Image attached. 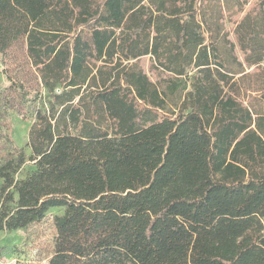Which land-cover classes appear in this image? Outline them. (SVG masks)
Returning <instances> with one entry per match:
<instances>
[{"label":"trees","instance_id":"16d2710c","mask_svg":"<svg viewBox=\"0 0 264 264\" xmlns=\"http://www.w3.org/2000/svg\"><path fill=\"white\" fill-rule=\"evenodd\" d=\"M0 54L10 142L37 103L0 231L60 208L48 264H264V0H0Z\"/></svg>","mask_w":264,"mask_h":264},{"label":"rangeland","instance_id":"374dc122","mask_svg":"<svg viewBox=\"0 0 264 264\" xmlns=\"http://www.w3.org/2000/svg\"><path fill=\"white\" fill-rule=\"evenodd\" d=\"M253 1L250 0V3ZM142 63L147 69L148 59H144ZM4 69V57L0 54V91L10 84ZM35 95V91L30 94L25 109L9 111L7 122L10 124L11 142L7 137L8 130L0 126V155L7 154L15 147H23L28 154L30 153L27 142L29 127L37 105L33 101ZM32 168L33 165L27 163L22 175ZM62 212V209L54 208L39 224L16 231H0V264H48L55 237L53 217Z\"/></svg>","mask_w":264,"mask_h":264}]
</instances>
